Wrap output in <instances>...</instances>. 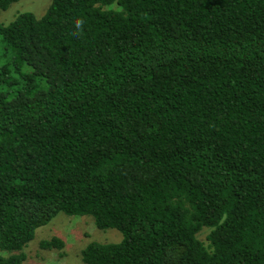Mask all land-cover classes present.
I'll return each instance as SVG.
<instances>
[{"label":"trees","instance_id":"obj_1","mask_svg":"<svg viewBox=\"0 0 264 264\" xmlns=\"http://www.w3.org/2000/svg\"><path fill=\"white\" fill-rule=\"evenodd\" d=\"M59 212L122 234L84 264H264V0H51L0 22V264Z\"/></svg>","mask_w":264,"mask_h":264},{"label":"rangeland","instance_id":"obj_2","mask_svg":"<svg viewBox=\"0 0 264 264\" xmlns=\"http://www.w3.org/2000/svg\"><path fill=\"white\" fill-rule=\"evenodd\" d=\"M51 0H19L0 14V22L7 23L22 11H31L37 17L46 10ZM206 229L199 234L204 239ZM54 236L64 241L62 249H43L40 241ZM122 234L113 228L98 229L91 216H68L57 213L47 224L36 229L35 235L22 249L26 255L23 264H84L81 250L90 242H119ZM0 254L6 255L0 250Z\"/></svg>","mask_w":264,"mask_h":264}]
</instances>
